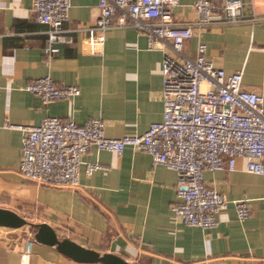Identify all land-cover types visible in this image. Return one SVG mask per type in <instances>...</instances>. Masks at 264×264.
Listing matches in <instances>:
<instances>
[{"label":"crops","instance_id":"obj_1","mask_svg":"<svg viewBox=\"0 0 264 264\" xmlns=\"http://www.w3.org/2000/svg\"><path fill=\"white\" fill-rule=\"evenodd\" d=\"M197 0H180L179 22L195 21ZM246 21L209 27L185 44L194 58L199 42L217 67L241 72L243 87L264 96V0H242ZM34 0H0V126L38 125L47 117L106 122L111 138L146 133L164 113V53L148 48L146 32L115 27L104 33L102 55L83 52L89 28L100 17V0H71L65 22L73 43L46 54L47 25L38 22ZM115 20V23L117 22ZM50 76L59 87L77 86L72 100L45 104L26 90L35 79ZM22 132L2 129L0 138V207L35 222L54 226L61 237L125 257L133 264H264V176L247 171L241 159L231 172L207 171L205 184L223 194L228 208L211 230L187 226L174 215L179 202L178 175L155 165L150 154L128 147L122 154L92 147L84 155L77 188L40 186L21 174ZM88 163L102 168L87 172ZM249 199L251 216L241 221L235 201ZM31 230V231H30ZM35 230L0 227V264H89L37 242Z\"/></svg>","mask_w":264,"mask_h":264},{"label":"built area","instance_id":"obj_2","mask_svg":"<svg viewBox=\"0 0 264 264\" xmlns=\"http://www.w3.org/2000/svg\"><path fill=\"white\" fill-rule=\"evenodd\" d=\"M180 0H100V17L89 28L83 52L102 55L104 33L115 27H134L148 35V48L161 50L164 113L161 122L151 124L144 134L111 138L106 122L90 119L80 125L73 120L47 117L38 125H16L6 120L2 129L22 132L21 174L40 186L75 189L80 184L83 157L90 148L122 154L128 147L151 155L178 175L175 217L187 226L211 230L229 201L205 184L207 171L231 172L239 160L247 171L264 176V96L243 87V74H228L217 67L199 42L194 58L184 53L185 44L196 32L214 26L246 21L242 0H197V19L179 22L174 11ZM71 0H34L38 22L48 26L46 54L59 53L60 45L73 43L65 22ZM117 22L115 23V20ZM26 90L45 104L72 100L80 95L77 86L59 87L50 76L35 79ZM102 168L88 163L87 172ZM239 220L252 214L249 199L234 202Z\"/></svg>","mask_w":264,"mask_h":264},{"label":"water","instance_id":"obj_3","mask_svg":"<svg viewBox=\"0 0 264 264\" xmlns=\"http://www.w3.org/2000/svg\"><path fill=\"white\" fill-rule=\"evenodd\" d=\"M0 227L10 230L31 228L35 230L34 239L42 244L55 247L60 253L80 263L89 264H133L125 257L100 252L88 248L70 237H61L58 231L47 222H35L16 211L0 207Z\"/></svg>","mask_w":264,"mask_h":264},{"label":"rangeland","instance_id":"obj_4","mask_svg":"<svg viewBox=\"0 0 264 264\" xmlns=\"http://www.w3.org/2000/svg\"><path fill=\"white\" fill-rule=\"evenodd\" d=\"M31 231V230H30Z\"/></svg>","mask_w":264,"mask_h":264}]
</instances>
